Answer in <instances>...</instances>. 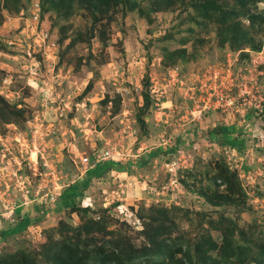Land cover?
Returning a JSON list of instances; mask_svg holds the SVG:
<instances>
[{"label": "rangeland", "instance_id": "obj_1", "mask_svg": "<svg viewBox=\"0 0 264 264\" xmlns=\"http://www.w3.org/2000/svg\"><path fill=\"white\" fill-rule=\"evenodd\" d=\"M194 1L0 0V264H264V0Z\"/></svg>", "mask_w": 264, "mask_h": 264}, {"label": "trees", "instance_id": "obj_2", "mask_svg": "<svg viewBox=\"0 0 264 264\" xmlns=\"http://www.w3.org/2000/svg\"><path fill=\"white\" fill-rule=\"evenodd\" d=\"M63 1V0H57V2H53L52 5L58 6V4ZM167 3L172 2L173 0H166ZM192 6L196 10H202L207 7H213V8H218L219 6L216 5L215 0H195L192 3ZM146 98V97H145ZM262 118L264 119V107L262 109ZM212 133L216 135L217 138V143L220 145H228L231 147H236L237 148V142L235 140H232L228 137V130L224 126H215L213 128ZM155 156V152L149 153V154H143L140 159H139V164L140 166H144L149 162V159L151 156ZM109 165L110 163H106ZM99 166V164H97ZM92 167L91 169H87L86 171V181L82 184L81 189H78L77 184L70 187L72 190L73 195L79 196L83 193V190L87 187V181L92 177L93 174H104V172L109 168L107 167L106 169H103L99 171V167ZM95 166V165H94ZM31 219L28 216H23L20 218L11 228L5 229L1 231L0 237H9L13 236L16 234H19L23 230H25L29 225H30ZM101 245L95 250V256L92 259H89L88 254H84L83 258H81V264H131V260L133 257H126L123 254V251L113 245ZM157 247V245H156ZM166 247V245H165ZM158 248V247H157ZM169 251H165L164 248H159L157 251H150L146 252L145 257L146 263L147 264H195L188 255V253L181 255L179 258H175L174 253L176 250L170 251V247L168 248ZM163 251L166 252V254H163ZM159 255L160 260L158 262H155L150 260L149 257H153ZM84 260H88L85 263H83ZM151 261V263L149 262ZM221 261H226V260H219L217 258L212 257L211 255H203V259L201 260L200 264H222ZM227 262V261H226ZM144 263V264H146ZM137 264H143L142 262H139Z\"/></svg>", "mask_w": 264, "mask_h": 264}, {"label": "built area", "instance_id": "obj_3", "mask_svg": "<svg viewBox=\"0 0 264 264\" xmlns=\"http://www.w3.org/2000/svg\"><path fill=\"white\" fill-rule=\"evenodd\" d=\"M36 7H38L37 3H36ZM37 18H38V14H34V19H37ZM48 40H49L48 33L46 31H43L42 29L40 31H37V29L35 30V41L37 42V44H39L40 42L46 43ZM80 162L82 165H84L86 167L89 164L87 157L81 158Z\"/></svg>", "mask_w": 264, "mask_h": 264}]
</instances>
